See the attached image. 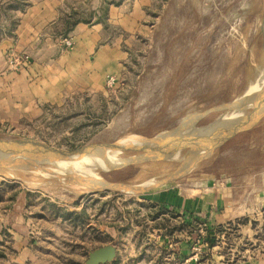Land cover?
Wrapping results in <instances>:
<instances>
[{
    "label": "rangeland",
    "instance_id": "374dc122",
    "mask_svg": "<svg viewBox=\"0 0 264 264\" xmlns=\"http://www.w3.org/2000/svg\"><path fill=\"white\" fill-rule=\"evenodd\" d=\"M32 2L0 0V42ZM147 2L135 27L110 25L122 59L105 84L38 113L6 118L10 82L0 59V264H86L106 244L117 255L104 264L242 259L233 257L241 243L231 250L234 226L212 233L173 202L180 188L193 198L196 182L264 161V0ZM62 43L74 46L69 35ZM27 58L12 53L9 65ZM15 140L34 144L18 158L15 148L28 143L4 147ZM86 146L103 158L87 154L81 168L80 155L67 154ZM160 195L166 203L153 201Z\"/></svg>",
    "mask_w": 264,
    "mask_h": 264
},
{
    "label": "crops",
    "instance_id": "0c3cea01",
    "mask_svg": "<svg viewBox=\"0 0 264 264\" xmlns=\"http://www.w3.org/2000/svg\"><path fill=\"white\" fill-rule=\"evenodd\" d=\"M32 1L21 14L14 33L0 42L1 64L6 69L3 73L10 82L7 119L14 118L16 112L20 116L38 113L40 106L60 102L78 90L90 91L92 85L103 86L108 72L117 70L122 59L120 44L108 41L112 37L108 36L112 31L110 25L135 27L136 21L141 23L139 18L145 14L148 3L134 0L132 6H127L106 0ZM89 15L100 18L78 21L69 32L74 46L66 49L62 43L64 36L59 33L66 20L70 16ZM12 53L28 58L15 68L9 65ZM246 168L243 173L221 174L196 182L193 198L183 195L180 188L173 203L181 210L200 214L212 233L225 225L234 226L238 237L231 250L242 244L239 255L233 253V257H242L237 264H264V161ZM155 200L166 203V196H156Z\"/></svg>",
    "mask_w": 264,
    "mask_h": 264
},
{
    "label": "bare ground",
    "instance_id": "6f19581e",
    "mask_svg": "<svg viewBox=\"0 0 264 264\" xmlns=\"http://www.w3.org/2000/svg\"><path fill=\"white\" fill-rule=\"evenodd\" d=\"M131 137V136H130ZM163 137V136H162ZM132 139L131 140H129V141H132L133 140V137H131ZM139 139H141V138H139ZM144 139V141H145V139L146 138H143ZM137 140V139H136ZM148 140V139H147ZM146 140V141H147ZM125 142H126V140H124ZM134 141H135V139H134ZM134 141H132V142H134ZM143 141V142H144ZM157 141V140H156ZM159 141H165V140H159ZM138 142H140V141H138ZM138 142H134L135 144H137ZM148 142V141H147ZM150 142V141H149ZM27 143H28V145H21V146H19V147H16L15 148V151H14V155H16L17 157L21 154V155H25V153H27L28 152V150L33 146V144L34 143H32V141H27ZM141 143V142H140ZM140 143H138V145L140 144ZM147 144V143H146ZM140 145H142V143L140 144ZM144 145V144H143ZM142 145V146H143ZM145 146V145H144ZM89 147H91V146H86V147H84V148H82V149H80V150H78L77 152H70V153H68L67 154V156H75V155H80V157L78 158L79 160H78V166L79 167H81L82 168V166H83V164L84 165H86V161H88V160H85V159H88L89 157L87 156V154H92V155H95L94 157L95 158H97V159H102L103 157H101V155L100 154H102L101 153V151L99 150V148L98 149H93V146H92V149L91 148H89ZM94 148H96V147H94ZM85 154V155H82L81 156V154ZM56 154H58V153H56ZM16 157V158H17ZM19 158V157H18ZM74 158V157H73ZM70 160H72V159H70L69 157H68V159H66L64 162H70ZM104 160V159H103ZM64 162H62V164L64 163ZM102 162V161H101ZM101 162H100V164H101ZM114 164V166H120L121 164H122V160L121 159H118V160H115L114 162H113ZM69 165L71 164V163H68ZM76 164V163H75ZM102 164H104V163H102ZM105 164H107V163H105ZM73 165V164H72ZM77 165V164H76ZM68 165L67 164H65L64 165V168L66 169V167H67ZM70 167H71V165H70ZM78 167V168H79ZM73 168V167H72ZM71 168V169H72ZM75 168H77V167H75L74 166V169ZM83 168H86V167H83Z\"/></svg>",
    "mask_w": 264,
    "mask_h": 264
},
{
    "label": "water",
    "instance_id": "95a60500",
    "mask_svg": "<svg viewBox=\"0 0 264 264\" xmlns=\"http://www.w3.org/2000/svg\"><path fill=\"white\" fill-rule=\"evenodd\" d=\"M28 140H15L6 142L4 147L10 148L19 144H27ZM117 248L113 244H106L89 253L86 264H104L115 259Z\"/></svg>",
    "mask_w": 264,
    "mask_h": 264
},
{
    "label": "trees",
    "instance_id": "16d2710c",
    "mask_svg": "<svg viewBox=\"0 0 264 264\" xmlns=\"http://www.w3.org/2000/svg\"><path fill=\"white\" fill-rule=\"evenodd\" d=\"M73 16H70L66 22H65V26L63 28V30H61V32H59L60 34H62L63 36H68L69 32L72 30V28L74 27V25L78 22V21H85V22H89L90 20L87 18H72ZM89 17V16H86Z\"/></svg>",
    "mask_w": 264,
    "mask_h": 264
},
{
    "label": "built area",
    "instance_id": "2783aa9c",
    "mask_svg": "<svg viewBox=\"0 0 264 264\" xmlns=\"http://www.w3.org/2000/svg\"><path fill=\"white\" fill-rule=\"evenodd\" d=\"M65 42L67 43V45H71L72 44L71 39H66ZM108 80H109V83L111 85V84H113L115 82V77L114 76H109Z\"/></svg>",
    "mask_w": 264,
    "mask_h": 264
}]
</instances>
